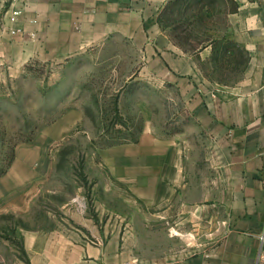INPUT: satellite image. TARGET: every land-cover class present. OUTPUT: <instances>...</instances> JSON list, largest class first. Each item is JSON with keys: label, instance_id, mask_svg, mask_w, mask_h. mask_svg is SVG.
Instances as JSON below:
<instances>
[{"label": "crops", "instance_id": "0c3cea01", "mask_svg": "<svg viewBox=\"0 0 264 264\" xmlns=\"http://www.w3.org/2000/svg\"><path fill=\"white\" fill-rule=\"evenodd\" d=\"M234 1L228 34L247 61L220 85L210 47L187 53L160 22L169 0H0V63L91 61L144 93L135 140L94 154V211L24 230L29 264H264V0ZM37 152L0 176V212L41 195Z\"/></svg>", "mask_w": 264, "mask_h": 264}, {"label": "rangeland", "instance_id": "374dc122", "mask_svg": "<svg viewBox=\"0 0 264 264\" xmlns=\"http://www.w3.org/2000/svg\"><path fill=\"white\" fill-rule=\"evenodd\" d=\"M195 3L182 0L167 10L165 21L188 28L195 42L213 36L219 43L215 53L208 46L210 60L203 66L220 85L239 82L247 56L229 38L228 20L217 14L207 21L208 28L196 30V22L189 25ZM124 80L91 61L31 59L24 68L15 60L0 63V176L22 149L37 150L43 164L42 192L28 212H0V264H29L23 231L50 226V214L64 219L86 207L94 211L91 201L86 205L82 198L90 199L93 184L103 179L94 164L95 152L134 141L142 127L136 103L143 90L119 91Z\"/></svg>", "mask_w": 264, "mask_h": 264}, {"label": "trees", "instance_id": "16d2710c", "mask_svg": "<svg viewBox=\"0 0 264 264\" xmlns=\"http://www.w3.org/2000/svg\"><path fill=\"white\" fill-rule=\"evenodd\" d=\"M181 1L182 0H169L166 8L160 15V22L163 26L171 29V35L174 41L185 52L194 54L211 44L212 52L215 53L219 42H217V40L213 36H208L206 40H196L195 42L191 40L190 33H188V28H184L180 24H169L165 21L167 10H171L172 7L174 8ZM229 4L230 7H228ZM194 5L196 6L195 15L192 17V21L189 23V25L191 26L194 22H196V30L198 28H208L206 27L207 21L213 19L215 16H217V14H224L223 16L226 20L228 14L233 13L237 10V5L234 0H196V3ZM222 40L225 41L226 38L223 37ZM228 43L233 44V42L231 41H228Z\"/></svg>", "mask_w": 264, "mask_h": 264}, {"label": "built area", "instance_id": "2783aa9c", "mask_svg": "<svg viewBox=\"0 0 264 264\" xmlns=\"http://www.w3.org/2000/svg\"><path fill=\"white\" fill-rule=\"evenodd\" d=\"M21 14V12L19 10H13L12 13L10 14L9 16V19L11 21V23H17L18 21V17L19 15ZM22 32V30L18 27H12L10 28V33L13 34V35H17V34H20ZM261 238V241L262 243L264 242V235L260 237Z\"/></svg>", "mask_w": 264, "mask_h": 264}]
</instances>
